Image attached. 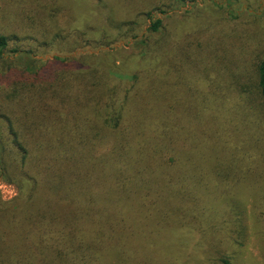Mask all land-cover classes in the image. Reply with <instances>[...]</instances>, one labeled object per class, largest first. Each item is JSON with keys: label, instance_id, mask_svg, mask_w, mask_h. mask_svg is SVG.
Returning <instances> with one entry per match:
<instances>
[{"label": "trees", "instance_id": "1", "mask_svg": "<svg viewBox=\"0 0 264 264\" xmlns=\"http://www.w3.org/2000/svg\"><path fill=\"white\" fill-rule=\"evenodd\" d=\"M184 1L175 0V4ZM27 11L18 0H0V89L2 83L8 87L0 91V123L13 137L21 166L37 155L33 162L37 178L30 180L33 198L22 206L23 247L13 264H234L243 235L238 208L249 202L264 255V59L256 65L255 85L247 84L245 63L233 74L220 73L224 82L217 81L218 75L213 80L208 77L205 30L183 45L171 33L155 44L140 42L139 47L146 43L144 56L152 58V63L129 82L101 68L80 70L79 64L62 63L55 69L34 59L32 50H25L29 42L20 37V30L36 29L32 31L42 40L31 42L45 51L53 35L39 15ZM101 12L106 23L107 8L104 11L103 6ZM147 17L152 21L148 34L162 36L163 21L150 13ZM181 46L184 52L177 54ZM219 47L210 63L218 71L232 58L220 62ZM6 55L29 60L18 69L7 63ZM165 55L171 63L162 65ZM166 77L175 79L161 84ZM232 82H240L239 88ZM208 85L214 88V98L225 96L232 107L226 115L227 132L217 137L223 144L216 141L215 145L218 159H225L219 163L234 172L223 180L228 198L209 204L208 187L203 184L208 179V104L166 107L158 103L166 97L161 91L204 93ZM219 85L223 88L216 89ZM154 87L157 97L152 96ZM20 98L33 105L34 121L26 110H11L10 104ZM20 108L27 106L20 104ZM232 113L241 121L239 126L244 125L240 135L233 132ZM175 116L186 120L179 124ZM150 143L158 148L154 156L166 171H179L188 161L203 174L195 179L194 200L181 192L180 203L193 214L192 219L184 218L188 214L177 201L170 198L159 203L150 198L151 192L160 191L147 182L156 173L149 174L152 165L135 162ZM188 147L194 158H189ZM249 159L243 166L241 161ZM236 161H240L238 167ZM208 230L213 235L210 243ZM245 264L256 261L250 257Z\"/></svg>", "mask_w": 264, "mask_h": 264}, {"label": "rangeland", "instance_id": "2", "mask_svg": "<svg viewBox=\"0 0 264 264\" xmlns=\"http://www.w3.org/2000/svg\"><path fill=\"white\" fill-rule=\"evenodd\" d=\"M18 3L28 9L27 14L39 15L37 17L44 21L41 24L45 25L49 32H53V35L50 33L51 37L48 40L49 49L45 51L44 47L37 48L41 46L37 42H31L42 40V37L37 35V31V34L32 31L36 29L20 30V37H24L29 42L26 43L28 46H25V50H32L34 59L53 64L55 69L62 66V63L67 67L79 64L80 70L101 68L114 78L129 82L138 71L146 70L152 63V58L144 56L146 43L139 47L140 42L145 40L149 44H155L159 37L162 38L171 33L173 38L183 45L188 42L187 40L195 38L196 33L205 30H208V33L203 34V39L208 43V77H212L213 80L218 75L217 81L224 82L221 74H233L245 63L247 84L250 81L255 85L257 83L256 65L264 59V0H187L180 4H175V0H18ZM103 6L104 11L106 8L108 10L106 23L99 14L102 13ZM156 9L166 13L159 14ZM149 13L163 21L162 36L148 34L152 25V21L147 17ZM8 25L9 22L6 26ZM29 26L32 27L31 24ZM224 43L226 45H222ZM219 45L217 54L220 62H223L224 58L227 59V56L232 57L222 63L220 72L210 64ZM183 52L184 48L181 46L177 54ZM172 54L174 56L175 52H171ZM4 57L8 59V64H14L18 69L24 68L25 62L29 60L26 56L11 58L6 55ZM160 62L162 65L171 63L167 55L162 57ZM196 77H199V74ZM174 79L175 77L162 78L161 84H168ZM239 83L231 84L239 88ZM219 86H216V89L223 88ZM7 88V85L2 83L0 91L3 92ZM213 89L208 85V92L204 93L196 90L190 92L187 89L180 93L175 90L168 93L161 91L166 97L158 99V103L166 107L174 104L184 106L208 104V171L206 172L208 179L203 183L205 187H208V204L228 198L225 196L227 186L223 184V180L232 177L234 173L219 163L224 162L225 159H218L216 152L219 148L215 145L216 141L223 144L217 137L223 138L222 131L227 132L226 115L232 107L225 96L216 95L214 98ZM221 91L223 90H220V94ZM156 92L154 87L152 96L157 97L159 93L157 95ZM223 93L227 94L225 91ZM20 104L26 105L27 108H20ZM10 108L13 112L26 110L27 114L30 113L29 118L35 120L33 105L23 98L18 99L13 105L10 104ZM236 109L239 110V108ZM237 115L243 120L242 111H239ZM174 118L179 124L186 120L179 116ZM262 119L261 125L264 127V118ZM231 121L235 124L234 134L240 135L244 125L239 126L242 123L235 115ZM12 138L0 123V140L5 146V152L0 153V264H13L17 259L16 252L23 247L20 237L24 233L22 206L25 207L29 201L27 199L33 198L34 191H32L30 180L37 178L33 164L37 155L21 166L22 157L13 146ZM146 146L143 152L137 154L139 158L135 162L146 166L152 165V171L149 174L154 171L156 173V176L147 182L156 188V191H160L151 192L150 198L159 203L167 202L171 198L184 210L182 207L184 204L180 203L181 192L185 191L194 200L195 179L203 174L193 162L188 161H185V165L179 171H166L159 162L157 163V156H154L159 152L156 145L150 143ZM189 147V152H192L189 158H194L195 155ZM242 155L247 158V155ZM248 161L251 160L241 162L244 166L249 164ZM239 165L240 161H236V167ZM5 169L6 172H4ZM246 176L250 174L247 173ZM181 186L184 189L177 191ZM37 201L40 203L39 200ZM238 213L241 216L243 235L241 249L234 264H245L250 257H253L256 264H264L261 242L255 234L250 202L246 207H239ZM187 214L184 218L192 219L193 214ZM34 235H36L35 232ZM211 236L213 235L208 230L209 243L212 240ZM155 264L166 263L155 261Z\"/></svg>", "mask_w": 264, "mask_h": 264}]
</instances>
